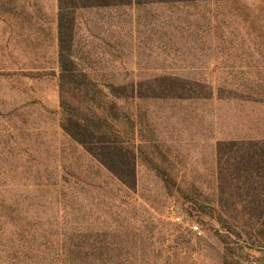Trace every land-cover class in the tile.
Listing matches in <instances>:
<instances>
[{
    "label": "rangeland",
    "instance_id": "374dc122",
    "mask_svg": "<svg viewBox=\"0 0 264 264\" xmlns=\"http://www.w3.org/2000/svg\"><path fill=\"white\" fill-rule=\"evenodd\" d=\"M58 17L0 0V264H264V0Z\"/></svg>",
    "mask_w": 264,
    "mask_h": 264
},
{
    "label": "trees",
    "instance_id": "16d2710c",
    "mask_svg": "<svg viewBox=\"0 0 264 264\" xmlns=\"http://www.w3.org/2000/svg\"><path fill=\"white\" fill-rule=\"evenodd\" d=\"M132 0H59L58 35H59V60L63 74L70 72L69 64L74 63L69 51L73 46L75 35V12L79 8L102 7L126 4ZM81 125V123H80ZM68 131V130H67ZM68 134L78 143L85 145V141L77 134L68 131ZM122 147L117 144L106 145L103 158L89 148V152L97 157L112 173L124 184L134 187L136 184V166L133 159L124 160L119 152Z\"/></svg>",
    "mask_w": 264,
    "mask_h": 264
},
{
    "label": "built area",
    "instance_id": "2783aa9c",
    "mask_svg": "<svg viewBox=\"0 0 264 264\" xmlns=\"http://www.w3.org/2000/svg\"><path fill=\"white\" fill-rule=\"evenodd\" d=\"M180 220H181L180 218H177V221H178V222H179ZM193 229H194V232H195V233L201 235V231H200L199 227L195 226Z\"/></svg>",
    "mask_w": 264,
    "mask_h": 264
}]
</instances>
